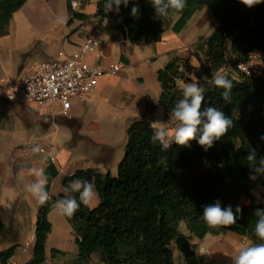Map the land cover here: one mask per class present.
I'll list each match as a JSON object with an SVG mask.
<instances>
[{"label":"trees","instance_id":"trees-1","mask_svg":"<svg viewBox=\"0 0 264 264\" xmlns=\"http://www.w3.org/2000/svg\"><path fill=\"white\" fill-rule=\"evenodd\" d=\"M27 1L0 0L1 35L9 33L14 14ZM72 1L68 0V25L74 20L88 21L94 16L111 18L105 10L106 0H98L95 15L73 9ZM134 7L137 9L135 13L132 11ZM205 7L215 17L218 27L205 43L196 45L194 56L200 66L175 52L170 53L168 63L157 71L161 86L159 102L148 100L146 112L153 114L160 105L169 117L175 103L182 98L181 81L190 82L187 76L198 81L211 78L228 64L240 74L239 77H228L233 81L231 100L226 102L221 96L223 89L214 86L204 91L201 110L209 106L218 108L233 121V127L224 137L214 141L207 151L198 144L199 132L196 140L189 142L188 146L173 142L169 149L162 151L159 143L151 141L150 122L134 120L127 130L128 142L117 175L92 168L78 169L63 178V193L52 196L47 204L39 206L33 257L23 264L46 262L47 241L53 230L49 214L57 200L76 198L79 203V193L73 191L72 186L76 180L94 184L100 203L95 208L81 204L73 217L65 216L78 246L73 264H91L94 254L99 255L103 264H175L174 248L186 264H202L203 256L191 240L195 237L203 239L215 231L202 217L204 207L217 201L222 208L231 206L234 213L237 207L241 209L236 213L234 225L220 229L247 237L252 243L264 242L254 234L258 219L255 211L264 209V197L259 204H241L239 187L246 182L264 187V175H257L256 180L249 178L255 173L246 160L251 149L256 151L257 166L264 158V74L252 79L238 68L239 64L249 62L253 54L264 52V3L247 8L240 0H187L181 12L168 9L167 15H179L172 30L175 33L182 31ZM113 8L120 19L115 29L131 45L144 40L154 46L162 41L167 15L157 18L150 0H129L127 6L122 3L118 11L115 4ZM198 50L202 51V56ZM5 117L0 113V125ZM72 121L78 124L77 120ZM73 124H70L71 129ZM161 157L167 158L164 164L158 163ZM206 163L213 164L216 170L206 169L196 177L190 176L193 170ZM45 174L48 177L46 190L50 194L51 184L59 175L52 161H48ZM182 222L189 234L181 232ZM4 229L5 224L0 219V233ZM17 247L0 249V264H11ZM57 254L64 252L53 248L52 257Z\"/></svg>","mask_w":264,"mask_h":264},{"label":"rangeland","instance_id":"rangeland-1","mask_svg":"<svg viewBox=\"0 0 264 264\" xmlns=\"http://www.w3.org/2000/svg\"><path fill=\"white\" fill-rule=\"evenodd\" d=\"M75 1L78 2V7L75 8V10H78L81 6H85L88 1H91L90 5H92L93 3L97 4L98 0ZM87 9L93 12L94 15L97 12V6H90ZM111 12V18L94 16L90 20L84 22V25L90 23L92 26L91 31L111 32V30L115 29L119 24V17H117L119 15L115 9ZM114 16H116V18H114ZM60 18L65 20V11L63 10V6L58 3V0L53 2L47 0H30L28 6H23L14 14L8 27L9 33L7 35L0 34V113L5 114V119L7 118L6 127L5 130H3L4 133H0V139L2 144L5 145V158L11 155L12 146L16 144L20 145L18 148L16 147L14 152V156L19 157L18 162H24V166L20 168L21 172H23L24 179L22 182L17 183L16 188L19 191L24 190L25 184L35 181L36 178L30 174L31 169L40 168V165L44 166L46 157V161H52V157L56 161L57 150L54 145L58 149L67 147L70 150H76L77 152L74 153V157L79 164L92 163V161H86L84 155L88 153L89 156H93L92 150L94 149L93 144H95L93 141L91 145L86 147H73L72 141L66 144V141L70 138V124H73L72 120H77L78 122V124L74 123V126L72 125V130L75 133L74 138H80L79 126L81 122L79 119L62 116L58 104L54 105L52 111H47V108L40 107L36 103L8 100L3 95V88L10 84L19 83L26 75L27 71L33 70L40 63L55 57L58 50L65 47L63 42L71 35L66 31L69 19L66 23L60 24L57 22ZM178 18L179 15L177 13L166 16L165 27L167 34L174 32L172 26ZM106 26H108V30ZM217 27L218 22L208 7L196 13L183 32V37L191 33L189 38L193 41L184 48V53H186V55L192 53L194 56L197 50L196 45L198 43H205ZM149 50H151V47L147 45L146 42L143 41L142 43H138V45L133 47V59L137 62L144 60ZM174 52L179 55L180 51L175 50ZM197 52L202 56L201 50ZM194 60L197 66H200L195 56ZM254 60H260L264 66V52H257L254 54ZM218 71L226 73L228 77L240 76L239 72L228 64L224 65ZM187 78L188 80L190 78V82H198L205 91L214 87L210 82L211 78H203L199 81L193 76H187ZM183 83L184 82L181 81V84ZM140 95L141 94L137 95V101L140 99ZM91 100L92 96L90 95L83 100H74L72 113H75L77 117H81L88 122L95 120L99 122L100 129L91 130V133L94 134V140H97V136L100 135L114 136L112 140H115L116 151L114 157L115 162H113L115 165L113 174L116 175L118 173V164L125 154V146L128 138L124 126L128 116L121 107L113 109L112 105L107 101H104V103L101 101V106L92 105ZM169 117H171V115ZM48 125H51L50 128L46 131L43 130ZM175 126H178V123H172V121H170L167 127L172 128ZM109 138L111 139V137ZM73 141L75 142L76 140L74 139ZM31 144L33 145L32 147ZM34 149L37 151H33ZM51 151H53V153ZM50 153L53 155L48 157ZM206 169L216 170L213 164L206 163L203 167L193 170L190 176L192 178L196 177ZM239 187L241 189V204H259L263 201V186L246 182ZM23 196H25V199L29 198L26 195ZM49 196L52 199V195L49 194ZM29 203L30 207L20 212L21 216H25L24 218L22 217V219H13L11 222L10 216H7L3 212V219L8 226H13L15 222L20 223L22 243L24 245L31 239L32 230L35 229L38 215V210L35 208L36 205L31 201ZM52 218L57 228V236L51 240L52 242H50V244H59L64 247L67 251L68 264H73L78 252V247L67 225L62 226L60 224L61 220L63 218L66 220V218L60 215L56 209L52 214ZM180 230L185 234H189L184 222L180 224ZM214 230L212 234L214 236L218 235L216 237L218 240L213 242L212 246H207L201 250L197 247L199 254L203 256L202 264H233L232 256L237 254L238 248L242 244L252 243L247 237H244L243 241L232 238L231 236H238L233 232L223 231L220 228H215ZM191 244H194L192 240ZM18 249L22 252L23 259V252L28 251L22 245L19 246ZM50 255L51 248L48 249L47 256L50 257ZM62 261L58 263L62 264ZM174 261L175 264H186L176 248H174ZM49 264H51V262ZM91 264H103L98 254L92 256Z\"/></svg>","mask_w":264,"mask_h":264},{"label":"crops","instance_id":"crops-1","mask_svg":"<svg viewBox=\"0 0 264 264\" xmlns=\"http://www.w3.org/2000/svg\"><path fill=\"white\" fill-rule=\"evenodd\" d=\"M48 1H57V0H48ZM98 2V1H97ZM30 0L24 6H28ZM58 3L63 6V10L65 11V21L69 19V12H68V0H58ZM91 1H88L85 6H81L77 11L94 15L93 12H90L87 8L90 6H97L96 3L92 5ZM108 11L110 14L111 11ZM119 17V16H117ZM116 18V16H114ZM69 21V20H68ZM84 22L81 20H74L71 25L67 23L66 31L71 35L67 37L66 41H64V49L67 52H72L77 48L79 44L83 41L86 35L91 32V24L87 23L84 25ZM66 23V22H65ZM120 23V19H119ZM187 28V26H186ZM184 28L179 33L171 32L170 34L164 33L163 39L161 42L157 43L156 45H149L151 50H149L147 57L142 61H136L133 59L132 52L133 47L138 45V43L131 45L128 41L124 39V36L121 32L116 29H112L111 32H97L101 35L104 40L105 44L103 46V54L108 60L120 61L123 63L124 67L116 74L106 75L102 77L96 86L95 90L90 94L92 96V105L101 106V101H107L112 105L113 109L122 108L124 109V113L128 116L125 122L124 130L127 133V130L130 124L134 120L145 119L150 123L153 121H163L165 127L168 126V123L175 121L172 117H168L166 115V111L162 106H158L157 110L153 114H149L146 112V104L147 101L150 100L153 103L158 104L159 98L161 95V86L157 78V71L163 68L169 61L170 53L174 52L175 50H179V56L189 59V61L196 65L194 60V56L192 53L186 55L184 53V48L189 45V43L193 42L191 40L190 34H186L183 37V32L185 31ZM72 32V33H71ZM189 39V40H188ZM144 41V40H143ZM143 41L139 42L142 43ZM145 42V41H144ZM59 49V50H61ZM58 50V51H59ZM99 55L98 52L93 54L92 62L96 64V56ZM125 58V59H124ZM127 69V70H126ZM138 83V84H137ZM140 95V99L137 101V95ZM91 98V97H89ZM91 105V106H92ZM118 115V114H117ZM72 118H77L80 120V138H74V131L70 128V138L66 141H72L73 147H86L92 144V141L95 143L93 144V156H89V154H85L86 161L92 163L85 164V163H77L76 158L74 157V153L77 152L76 150H70L67 147L58 149L54 145L55 149L57 150L56 154V161L54 162L56 167L59 170V175L54 179L51 184L50 194L52 196H59L61 193L64 192V188L62 185V180L65 176L72 175L78 169H97L103 173H112L115 170V165L113 164L114 157H115V140H112L114 137L109 135H100L97 136V140H94V134L91 133L92 129H100L99 122L95 121H86L81 117H77L76 114L71 112ZM6 120L2 122L0 125V133H4L5 130ZM93 124V125H92ZM51 125H48L43 130H48ZM168 128V127H167ZM170 131L173 128H169ZM111 137V139L109 138ZM128 138V134H127ZM76 140L75 142L73 140ZM128 142V139H127ZM65 144V145H66ZM127 144V143H126ZM20 145L12 146L11 155L7 158L4 156V148L5 145L2 144L0 139V219L5 224V229L3 232L0 233V249H7L13 245L24 246L28 252H23V259H22V252L19 251L18 247L16 250V255L11 259V264H23L30 261L33 257V247L35 244V229L32 230L31 239L27 244L22 243L21 237V230H20V223L15 222L13 226H8L3 219V212L10 216L11 222L13 219H22L25 216H21L20 212L24 209H28L30 207V201L36 205V209L39 210V204L35 201L34 198L25 190H18L17 183L22 182V180H18L17 176L21 172L20 168L24 166V162H18L19 157L14 156V152L16 147L18 148ZM33 145L31 144V147ZM52 146V145H51ZM126 148V146H125ZM126 150V149H125ZM53 153V151H51ZM50 153V155H53ZM90 153V152H89ZM125 155V154H124ZM123 155V157H124ZM47 157L44 160V166L40 165V168H43L44 171L48 166V161H46ZM123 159V158H122ZM121 159V160H122ZM16 160V162H15ZM83 160V159H82ZM19 163V164H18ZM120 163V162H119ZM119 166V164H118ZM118 170V168H117ZM118 172V171H117ZM117 175V174H116ZM115 176V175H114ZM74 182L72 183V186ZM6 195V196H5ZM29 198L25 199V196ZM100 198L93 203L91 208H95L99 205ZM55 211V208L50 212L49 219L52 223L53 230L50 233L47 241V248H46V255L48 254V249L51 248V255L50 257L47 256V260L43 264H57L59 261L62 264H68L67 258V251L59 244L51 245V240L57 236V228L53 223L52 214ZM66 218V217H65ZM60 224L62 226L68 227V229L72 232L73 235V228L68 223L67 219L64 218L61 220ZM12 227V228H11ZM218 235L214 236L213 234L206 235L203 239L193 238L192 243L197 245L198 249L201 250L207 246H212L213 242L217 241L216 238ZM74 237V236H73ZM239 241H243L244 237L242 236H231ZM78 247V246H77ZM56 248L64 252V254H57L55 257H52V249ZM78 254V252H77ZM76 254V256H77ZM75 256V257H76ZM59 264V263H58Z\"/></svg>","mask_w":264,"mask_h":264},{"label":"clouds","instance_id":"clouds-1","mask_svg":"<svg viewBox=\"0 0 264 264\" xmlns=\"http://www.w3.org/2000/svg\"><path fill=\"white\" fill-rule=\"evenodd\" d=\"M128 2L129 0H106L105 10L110 11L113 4H115L118 11L122 3L124 6H127ZM150 2L158 18L167 15L168 9H174L176 12L183 11L187 0H167L166 3L165 0H150ZM240 3L247 8H253L264 3V0H240ZM132 11L135 13L137 9L134 7ZM57 22L63 24L66 21L60 18ZM210 82L216 88L223 89L221 96L226 102L231 100L233 81L228 78L226 73L217 71L211 76ZM180 90L182 98L171 109V117L178 123V126L172 127L173 130L170 131L169 128L165 127L163 121L157 120L151 122L149 125L153 133L151 141L154 144L159 143L163 151L169 149L173 142L179 146H188L189 142L196 140L197 133L199 132L198 144L207 151L213 146L214 141L221 139L228 133L229 129L233 127V121L226 117L218 108L209 106L203 111L201 110L205 89L198 82L183 83ZM33 151L37 150L34 149ZM166 159V157H161L158 163L164 164ZM246 160L250 162V167L253 168L255 173L250 175L249 178L251 180H256L257 175H264V158L259 160V165L257 166L255 164L257 160L255 149L250 150ZM30 174L36 179L32 183L25 184V190L39 205L43 206L51 199L46 190L48 177L43 168H33L30 170ZM17 179H24L23 172L18 174ZM73 191L79 193V203L76 198H68L57 200L53 205L62 216L71 218L80 209L81 204L91 207L98 199L95 185L90 182L76 180L73 185ZM240 211L241 209L237 207L236 213ZM236 213L233 212L231 206L222 208L220 202L217 201L213 205L204 207L202 219L209 228L228 227L236 223ZM255 215L258 217L254 227L255 237L259 241H264V209H256ZM232 260L233 264H264V242L242 244L238 248L237 254L232 256Z\"/></svg>","mask_w":264,"mask_h":264},{"label":"built area","instance_id":"built-area-1","mask_svg":"<svg viewBox=\"0 0 264 264\" xmlns=\"http://www.w3.org/2000/svg\"><path fill=\"white\" fill-rule=\"evenodd\" d=\"M72 8L78 2H71ZM104 38L95 31L89 32L81 44L72 52L64 49L55 57L40 63L33 70L27 71L19 83L3 88V95L8 100L28 101L52 111L58 104L62 116L70 117L74 100H83L89 96L106 75L116 74L123 67L120 61L108 60L103 54ZM98 52L96 64L92 56ZM256 54V53H255ZM241 72L252 79L264 74L260 60H254V54L247 63L238 65ZM55 162V159H51Z\"/></svg>","mask_w":264,"mask_h":264}]
</instances>
